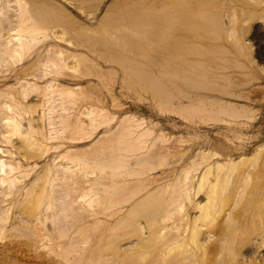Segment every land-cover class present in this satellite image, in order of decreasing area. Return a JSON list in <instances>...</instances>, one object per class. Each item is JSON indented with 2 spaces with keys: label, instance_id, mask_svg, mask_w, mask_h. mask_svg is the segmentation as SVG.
<instances>
[{
  "label": "bare ground",
  "instance_id": "bare-ground-1",
  "mask_svg": "<svg viewBox=\"0 0 264 264\" xmlns=\"http://www.w3.org/2000/svg\"><path fill=\"white\" fill-rule=\"evenodd\" d=\"M116 1L101 4L100 0L98 12L93 14L78 6L77 0H0V65L10 67L11 73L0 74V237L24 236L33 248L39 246V251L43 246L56 248L57 264H132L135 258L131 261L123 255L142 241L146 244L152 236L155 240L165 237L159 240L158 251L153 250L155 264H264V198L251 192L240 206L235 198L241 181L250 173L248 169H236L237 160L248 156L253 136H264V117L242 100H252L251 88L233 95L187 91L178 96L173 105L186 110L189 121L195 108L215 103H222L233 115L243 114L246 121L224 130L222 126L208 128L187 122L183 135L176 138L185 141L183 160L176 159L172 167L142 177L146 167L156 169L163 160L162 153H176L170 146L172 135L163 126L157 128L158 122L153 119L122 107L116 91H112L113 103L108 105L100 100L99 90L97 96L90 93L91 88H99L98 81L66 73L77 63L75 68L79 69L78 60L90 62L89 51L95 48L88 41L103 38L83 35L97 32L108 22ZM253 2L259 0H165L156 4L152 26L156 59L243 63L239 72L242 76L251 74L252 67L264 70V20L263 24L260 20L253 23L256 16H264L252 10ZM67 4L81 8L80 14ZM42 7L44 11H36ZM57 19L76 22L75 35L72 30L69 35L64 27V31L58 30ZM29 55L28 64L12 72L17 67L11 69V65ZM74 57L78 60L71 59ZM95 63L101 67L99 79L107 69L109 73L114 70L106 66L105 71ZM161 78L155 74L152 85L159 96L168 89ZM84 81L91 85L86 94L93 99L85 97L82 104ZM257 87H261L258 91H262L264 100V84L256 82L252 88ZM211 130L220 136L212 139ZM224 137L239 141L237 151L226 153L215 147ZM117 139L134 148L135 155L127 149L112 152ZM260 146H264V140ZM131 157L133 161L126 163ZM126 169L131 170L132 178L124 175ZM221 183H225L222 188ZM166 184L169 189L165 196L160 192L167 189ZM36 197L39 200L31 204ZM151 202H157L160 208L147 220L155 224L163 220L165 225L151 228L149 233L143 224L139 229L147 235L144 233L141 241H111L109 247L104 246L106 252L87 248L96 227L112 231L108 233L111 236L135 227L138 213L147 210L151 205L143 207ZM165 227H170L168 236L163 234ZM93 228L88 237L76 235ZM13 242L0 243V249L9 250ZM164 249L168 253L161 256Z\"/></svg>",
  "mask_w": 264,
  "mask_h": 264
},
{
  "label": "rangeland",
  "instance_id": "rangeland-1",
  "mask_svg": "<svg viewBox=\"0 0 264 264\" xmlns=\"http://www.w3.org/2000/svg\"><path fill=\"white\" fill-rule=\"evenodd\" d=\"M60 1L64 3L65 0H60ZM72 1L76 2V0H72ZM77 1H78L77 5L84 8L87 12H92L93 14L98 12L96 9H97V6L100 0H77ZM103 1H104V4L105 3L108 4L112 0H102L101 4L103 3ZM158 1L159 0H117L112 8V12L107 17L108 22L104 24L102 27H100L97 32L93 33V32L87 31L83 35L86 38H89V36L93 38L94 35H97L99 38H103V39H101L98 42H95L93 40L88 41V43L91 44L92 48H95L94 49L95 51L94 50L89 51L88 58L91 57L90 62L88 61L89 59L88 60L86 59V57L81 58V59H86L87 61L82 60L81 62L74 57L71 59L78 60L76 61V63L77 62L80 63L79 69L76 70L77 67L75 68V66L79 64L74 63L75 64L74 70H72L73 69L72 65H71L72 67L71 70L70 69L68 71L66 70L67 72L64 70L67 74L71 72V74L74 73L73 75L75 76L82 75L84 79L90 78L100 83L99 85L96 86V87H99L100 89L99 88L95 89L93 87L90 90L91 85H89L88 82L84 81V87L86 91L81 96V100H82L81 103L82 104L84 103V101L86 100V99L84 100L85 97H88L87 99L89 100L93 99V98H90V96H92L91 94L94 92V96H97L100 93L99 95L100 100H102L103 103H106L109 105L113 103V101L111 100V93L112 91H116L119 94L120 100L124 103L122 107L126 109L128 108L129 111L139 115L140 117L143 116L148 120L153 119L154 121L158 122V124H156V127L159 128L163 126L165 130L168 132V135H172L171 136L172 141L173 140L176 141V138L183 135L182 131L184 129V125L187 122L197 123V124L202 125L203 127H208V128L212 126H222L224 127L222 128V130H224L227 127L238 125L239 122L241 121H246V117L243 116V114H241L240 116L231 114L225 109L224 106H222V103H215V105L208 104L205 108L203 107L195 108L192 111V119L191 121H189L186 115L187 111L184 110L182 107H176V105L175 106L173 105V102H175L178 99V96L179 97L182 96L183 95L182 93L187 92V91L198 92V93L199 92H216V93H224L226 95H233L232 93L239 92L240 90L247 91L248 89L251 88L250 93L249 92L248 93L249 95L252 93L250 97L253 101L250 99H242V100L244 103L249 104V106L254 107L258 111L257 112L258 115H261L262 117H264V100L262 96L260 95L262 91L260 93L258 91V90H261V87H257L259 89L252 88L256 82L264 84V73H263L264 70H260V69L258 70V69L253 68L252 67L253 64L251 66L252 67L250 71L251 74L243 73L245 76L244 77L242 76V74L239 73L243 68L241 66L243 65V63L242 64L236 63V62L234 63L233 62H223L222 63V62H211V61L209 62L201 61V62L189 63V62H182L180 60H168L167 58L159 59V60L156 59V56H155L156 47L153 45V41H152V26H153L154 14H155L154 11H155L156 4L158 5V3L160 4L162 3V1L165 2V0H162L160 2ZM260 1L264 2V0H259L258 3L253 2L254 4H256L255 7L257 6V4H259L260 6ZM67 5L76 14H80L81 8H76L75 6L69 5V4ZM253 5L250 4V7L253 8L252 10H255V12H258V13H260L259 11H261L260 15H262L261 17H263L264 16V10H263L264 3L261 4L260 6V7H263V9L259 8V6L256 9L255 7H253ZM36 11L38 12L44 11V7ZM45 14H49V12L46 11ZM256 17L253 20V23L258 22L259 20L260 22L261 20H264V17L263 18L258 17L257 18L258 20L255 21ZM68 22L70 21L68 20L66 21L64 19L62 21L60 19H57V24H60V25H57L56 27L58 28V30L60 28V31H64L63 27L64 29H66V31L68 30L70 34L65 33L66 36L68 34L71 35L72 31H73V34L75 35L74 29L77 23L73 22L72 24L71 22L70 23ZM262 22L264 23V21ZM59 26H62V28ZM31 55L13 63L11 65V69L15 67L17 68L13 69L12 72L20 70L22 66H25L26 64H28L27 62L31 60ZM95 62L103 66L105 68V71L107 69L106 66L114 67V70L110 71L109 73L107 69L106 75L104 76V78L99 79L98 76L101 73L99 72L98 69H100L101 67L97 68V65ZM29 69L33 70L31 65L29 66ZM0 70H3L0 72V74L10 73V67L3 65V64L0 65ZM235 71L238 73H235ZM227 73L228 74L230 73V74L228 75ZM67 74H65V76ZM155 74L156 76H161L163 84L164 85L167 84L164 87L166 88L168 87V89L164 91L165 94L163 95L160 94V96L155 94V92L153 91L154 87H152ZM231 74L232 75L235 74V77H231L232 76ZM66 77L68 78L71 76H66ZM108 88L110 89L107 90ZM206 88L208 89L206 90ZM89 90L91 91L90 92L91 94H86L89 92ZM95 101L97 102L98 100H95ZM101 102L98 104L101 105ZM259 122L260 120L257 121L255 124H258ZM210 134L214 135V137H212V139L214 140L220 136V133L218 134L214 130H211ZM251 140L252 141L255 140V141L250 146V148L246 151V153L249 152L248 156H245L244 159H238L235 165L236 169H242V170L248 169L250 172L249 176L244 178L241 181V186L239 187V191L235 196L238 206H240L245 201V199L248 198V195L251 192L257 193L260 197L264 198V169L262 168L263 167L262 165H264L263 164L264 150H262V148L264 146L263 147L260 146V144L264 140V136L256 135V136H253ZM172 141H169V142L167 141V144L168 143L170 144V142L172 143ZM174 141L170 146H171V149L174 150L173 152H176V153H174L173 156L171 154H168L167 152L162 153V156L164 155L166 157L164 158L163 156V160H161L162 158L159 160L158 166L156 167V169L154 168V170L152 169L148 170V168L146 167L145 168L146 172H142L141 174L142 177H147V175L155 172L157 169H167V168L172 167L176 159H181V161L183 160V158L186 156V153H184V147H183L185 144V141H183L184 144L182 141L181 142L176 141L177 143ZM259 141L261 142L260 144L257 143ZM65 145H67V142L61 145L60 147H58L57 149H61ZM4 146L6 148L7 144L5 143ZM238 146H240L239 141L235 138H230V137L229 138L224 137L222 138V140L215 143V147L217 149L219 150L223 149L222 151L226 153L237 151ZM258 147L259 148L262 147V148L257 149ZM226 148H227V151H226ZM126 149L129 151V154L131 156L135 155V153L137 152L131 146L127 147V145H124L123 140L118 141L117 139V142H115L112 146V152L114 153L122 152V151H125ZM235 156L238 157L239 153L235 154ZM164 160L165 162H168V161L170 162L165 163ZM131 161H133L132 157L126 160L125 162L129 164L131 163ZM130 172H131L130 169H126L124 171V175H126L128 178H132L134 175H132ZM143 183H141L142 184L141 186L144 187L145 185ZM230 185H231V182L230 184L227 185V187ZM150 186L152 187L153 183ZM223 186H225V183L224 185L222 183L220 184V188H222ZM168 189L169 188L167 185V189L165 187V189H162L163 192L161 191L160 193L166 196V194L168 193ZM107 191H109V188L107 189ZM144 191H146V189ZM228 193H229V190H228ZM37 200H39L37 197L34 198L31 201V204H35ZM160 201L161 200H159V202ZM157 202H155V204H152V202L151 204L150 203L146 204V206L143 207L144 209H147L149 205H151L150 206L151 208L148 207L147 210L143 209L144 211L142 210L139 211V212L142 211V213H138L139 217H137L135 221L136 222L135 227L126 228L125 230H118V232L114 234V236L113 235L111 236L108 234V233L111 234L112 231L107 232L103 230L104 229L103 226L96 227L97 231H94V232L91 230H94L95 227L93 229H89L90 231L81 230V232L79 231L78 233H76V235L81 233L80 235H78V237L80 236L82 238L83 234L86 237L87 235H91L90 232H93L94 235L92 233L91 235L92 237H90L92 239L90 240L89 244H87L89 245L87 248L90 250H98L99 252L101 251L106 252L107 248L104 246L106 244L108 245L107 247H109V244L111 243V241L115 242L120 239L128 240L132 238H139L140 240L142 237L144 238L143 234L145 233L141 229H139L141 225L146 224L145 230L147 232L149 231L151 232V228L156 229L166 224V222L163 220L162 221L158 220L157 222L153 221V222H156V224L152 223L151 222L152 220L150 221L147 220V218H151L149 215H154L153 213L155 211L157 212V210L160 208L158 204L159 202L158 203ZM47 223L51 226V222L49 220ZM137 228L138 230H136ZM165 228L167 230H164L163 234L166 233L165 236H168L167 233H170V232H167V231H170L169 229L170 227L168 228L165 227ZM106 235H108L107 239H106ZM146 235L147 233H145V236ZM6 236L0 237L1 244L5 243L6 241L9 242L11 241V239L14 240L15 242H13V246L9 250H6L5 248L4 250L0 249V264H57V255L55 254V251L57 250L56 248H54L55 250H52L50 248L45 249V247L43 246V247H40L41 249L39 251L38 250L39 246L37 247V249L35 246L34 248L36 251H34L32 244L31 245L28 244L29 242L26 241V238L24 236L22 237L17 236L18 238L16 236L14 238L12 237V235H8V234ZM101 236L102 237L104 236V237L102 238ZM100 237L101 239H99ZM162 237L165 238L164 236ZM149 239L145 240L146 242L148 241L149 243L147 242L145 244V242L143 243L142 241L140 246L125 253V255L123 256L127 257L128 258L127 260H131L135 258L133 259V261L131 260L132 264H134L133 263L134 261H135V264H155V260H154L155 254L153 255V252L158 251L157 248L161 244L159 240H162V239L155 240V236H152ZM53 241L57 242V237H54ZM24 242H27V243H24ZM25 244L30 245V248L27 247ZM53 247H57V246H53ZM166 249H164L165 251H162V252L160 251L161 256L163 252L164 254L166 253ZM42 254L45 258L47 256L48 259L47 258L46 259L44 258L45 260L42 259L43 258ZM164 256L166 257L167 255H164ZM136 260H138L137 261L138 263L136 262ZM86 262L88 261H83V262L80 261V263L78 264H90V263L94 264V262H89V263H86ZM128 263L130 264L129 261ZM95 264H100V263L96 262Z\"/></svg>",
  "mask_w": 264,
  "mask_h": 264
}]
</instances>
